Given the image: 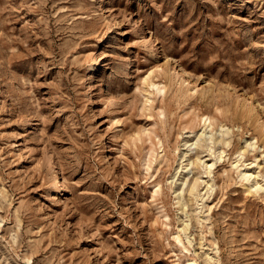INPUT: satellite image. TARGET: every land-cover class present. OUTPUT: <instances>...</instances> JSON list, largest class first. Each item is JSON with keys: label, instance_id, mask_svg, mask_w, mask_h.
Segmentation results:
<instances>
[{"label": "rangeland", "instance_id": "rangeland-1", "mask_svg": "<svg viewBox=\"0 0 264 264\" xmlns=\"http://www.w3.org/2000/svg\"><path fill=\"white\" fill-rule=\"evenodd\" d=\"M246 140L264 172V0H0V264H264Z\"/></svg>", "mask_w": 264, "mask_h": 264}, {"label": "bare ground", "instance_id": "bare-ground-1", "mask_svg": "<svg viewBox=\"0 0 264 264\" xmlns=\"http://www.w3.org/2000/svg\"><path fill=\"white\" fill-rule=\"evenodd\" d=\"M103 3L104 2H102L101 4H103ZM105 8L106 7H102V6L99 7V9H105ZM95 64H96V62L91 66V71H90V73H87V78L93 77L91 72L95 69L94 68ZM167 82H169V80H167ZM151 86L156 87L158 90L163 89V88H159V86H157V84H154V83H151ZM247 116H248L247 111H244L241 113L242 118L243 117L245 118ZM201 122H202V127H204V130H206V128L210 129V131L207 130V131H209V133H207V135H206V133H204V130L200 133L198 132L199 134L197 135V137L195 136L196 139H194V142L190 141L191 142L190 143L189 140H185L184 145L187 146V148L193 145V148H195L197 150L195 152L194 158L191 160L190 163L195 168L199 167V165H202L204 167V170H205L204 173H206L207 176H210L214 170V166L216 165L217 161L221 160L223 158V154L225 152L224 149L218 148V145H223L226 147L230 145V138L227 137V135L229 133V129L226 128L224 124H221L219 130L214 131V128L212 127V121H211V118L209 116H205ZM254 139H255V137H254ZM249 148H254V144L252 142H250V141L248 142L246 140L245 145L240 147L238 152L236 151L238 153V156H236V157H239V158L238 159L236 158V161L232 164L233 168H235L236 170H238V168H240V166L242 164H238V163L245 156V154L250 150ZM205 151H207L208 154L201 155L202 153H205ZM207 155H210L212 158L208 159V160L205 159L206 161H203V157L207 156ZM204 158H206V157H204ZM263 159H264V157H263ZM256 160H257V156L249 164L248 163L246 164V165H249L248 167L238 170V173L240 175V179L242 182H244L245 184H247L248 182H252L249 185H246L247 190L258 191V190L262 189L264 186V172H261V170H260L261 166H259V163L256 162ZM244 163H245V161H244ZM200 179H201L200 176L194 175L192 178H190L188 180L187 186L183 190L189 196L194 197L196 200H199L200 199L199 197H202V195H201L202 193L200 192L202 189L201 190L199 189L201 182H204L205 185H207L206 191L208 193H210L209 189L212 188V186H214V182L211 183L209 181H202L203 179L200 181ZM62 181H63V179H62ZM186 181L187 180L183 181V183H186ZM61 185H63V183ZM62 191H63V188L61 186L58 189V192L61 193ZM212 191H211V193H212ZM197 205H198V203H197ZM200 205H199V207H200Z\"/></svg>", "mask_w": 264, "mask_h": 264}]
</instances>
